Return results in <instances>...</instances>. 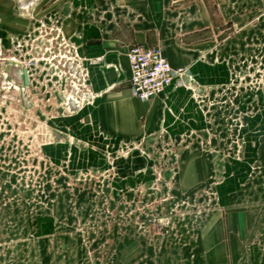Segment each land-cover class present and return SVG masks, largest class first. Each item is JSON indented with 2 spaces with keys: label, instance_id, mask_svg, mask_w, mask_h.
<instances>
[{
  "label": "crops",
  "instance_id": "1",
  "mask_svg": "<svg viewBox=\"0 0 264 264\" xmlns=\"http://www.w3.org/2000/svg\"><path fill=\"white\" fill-rule=\"evenodd\" d=\"M19 5L0 0V37L28 33ZM37 14L54 20L33 41L42 63L55 68L57 49L83 76L78 130L138 152L177 146L179 191L206 195L151 247L160 264H264V0H52ZM138 43L185 68L182 84L134 97L127 50ZM143 171H128V182ZM58 229L54 216L37 219L34 264H88L81 235Z\"/></svg>",
  "mask_w": 264,
  "mask_h": 264
},
{
  "label": "rangeland",
  "instance_id": "2",
  "mask_svg": "<svg viewBox=\"0 0 264 264\" xmlns=\"http://www.w3.org/2000/svg\"><path fill=\"white\" fill-rule=\"evenodd\" d=\"M49 1L13 7L29 31L0 37V264H34L35 222L49 216L59 232L81 235L88 264H160L151 247H159L177 213L206 195L179 191L177 146L141 143L138 152L136 143L112 145L78 130L80 111L65 98L75 87L72 95L79 91L77 105L82 102L80 69L67 68L57 49L55 68L46 66L34 46L42 22L54 25L37 14ZM19 67L27 69L28 85L15 74ZM137 168L144 174L129 183L128 171Z\"/></svg>",
  "mask_w": 264,
  "mask_h": 264
},
{
  "label": "built area",
  "instance_id": "3",
  "mask_svg": "<svg viewBox=\"0 0 264 264\" xmlns=\"http://www.w3.org/2000/svg\"><path fill=\"white\" fill-rule=\"evenodd\" d=\"M127 59L130 92L143 101L156 96L173 82L181 85V77L187 72L185 68L171 66L159 45L132 44L127 50Z\"/></svg>",
  "mask_w": 264,
  "mask_h": 264
},
{
  "label": "water",
  "instance_id": "4",
  "mask_svg": "<svg viewBox=\"0 0 264 264\" xmlns=\"http://www.w3.org/2000/svg\"><path fill=\"white\" fill-rule=\"evenodd\" d=\"M20 2V8L21 9H27L29 6H31L32 4H34L37 0H18ZM17 77L20 79L21 83L23 85H28L29 84V76H28V72H27V69L24 68V67H19L16 69L15 71ZM2 76L5 77L6 76V72L3 71L2 72ZM76 88L75 87H72V89L70 90V95L71 93H73V91H75ZM73 104L71 105V108H73L74 110H77V99L75 100H72Z\"/></svg>",
  "mask_w": 264,
  "mask_h": 264
},
{
  "label": "bare ground",
  "instance_id": "5",
  "mask_svg": "<svg viewBox=\"0 0 264 264\" xmlns=\"http://www.w3.org/2000/svg\"><path fill=\"white\" fill-rule=\"evenodd\" d=\"M29 82H30V79H29Z\"/></svg>",
  "mask_w": 264,
  "mask_h": 264
}]
</instances>
